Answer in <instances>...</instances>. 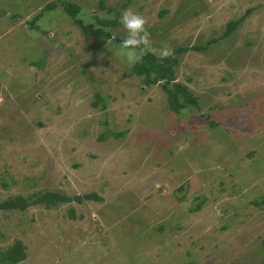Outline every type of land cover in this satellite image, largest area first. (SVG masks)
I'll return each instance as SVG.
<instances>
[{
	"label": "rangeland",
	"instance_id": "rangeland-1",
	"mask_svg": "<svg viewBox=\"0 0 264 264\" xmlns=\"http://www.w3.org/2000/svg\"><path fill=\"white\" fill-rule=\"evenodd\" d=\"M102 1L0 0V201L69 197L0 209V249L21 241L16 264H264V0ZM129 8L157 52L188 48L175 81L197 106L175 113L131 71Z\"/></svg>",
	"mask_w": 264,
	"mask_h": 264
},
{
	"label": "trees",
	"instance_id": "trees-1",
	"mask_svg": "<svg viewBox=\"0 0 264 264\" xmlns=\"http://www.w3.org/2000/svg\"><path fill=\"white\" fill-rule=\"evenodd\" d=\"M54 2L49 4V7L54 6ZM99 5H103V1L99 0ZM64 9L68 14L74 18V22L85 32L97 36H107L108 34L102 27L94 28L92 24H84L80 18L76 15L79 11L77 5H73L69 2L63 4ZM42 13V12H41ZM40 13V14H41ZM242 18L230 20L226 25V31L223 35H228L238 25ZM119 22V18L114 20H100L102 26L114 25ZM187 47H177L172 52L173 54L165 59H160L157 55L148 53L144 55L142 61L138 62L135 66L131 67V71L140 76L145 85H152L162 82V88L166 93V100L170 110L175 113H179L183 108L189 104L197 106V100L192 92L186 87V85L175 81L176 71L175 68L178 64V56L187 51ZM207 119L209 116L205 115ZM209 124L214 125V122L209 119ZM108 133L114 137L121 136L124 131H111ZM87 199H97L94 192L86 193L83 195ZM76 200H80L79 195L75 196ZM69 197L58 192H42L40 194H34L29 197L17 195L13 198H7L0 201V209H25L28 205L44 203L45 205H53L58 201H68ZM199 208V207H198ZM262 250L264 252V237L260 241ZM24 245L21 241L17 240L14 244L8 246L5 249H0V264H16L25 257Z\"/></svg>",
	"mask_w": 264,
	"mask_h": 264
},
{
	"label": "clouds",
	"instance_id": "clouds-1",
	"mask_svg": "<svg viewBox=\"0 0 264 264\" xmlns=\"http://www.w3.org/2000/svg\"><path fill=\"white\" fill-rule=\"evenodd\" d=\"M120 23L127 35L121 41V54L126 58L129 67L142 61L144 55L152 53L160 59H165L173 54L170 48L164 47L159 52L152 46L151 33L148 31L147 19L133 9H125L120 16ZM111 41H108V44Z\"/></svg>",
	"mask_w": 264,
	"mask_h": 264
}]
</instances>
